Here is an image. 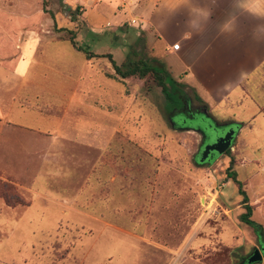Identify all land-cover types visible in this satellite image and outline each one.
<instances>
[{
	"label": "rangeland",
	"instance_id": "rangeland-1",
	"mask_svg": "<svg viewBox=\"0 0 264 264\" xmlns=\"http://www.w3.org/2000/svg\"><path fill=\"white\" fill-rule=\"evenodd\" d=\"M105 5L138 20L113 23ZM163 26L160 0H0V88H19V43L36 32L42 42L22 73L36 81L21 89L30 99L21 104L67 131L58 143L19 144L28 133L17 131L0 144V264H238L264 245L239 220L242 196L228 177L232 163L264 230V98L226 109L246 122L239 128L215 118L172 70ZM71 35L117 65L129 52L161 63L180 85V105L151 78H108L109 60H86ZM230 127L238 130L228 153L196 165Z\"/></svg>",
	"mask_w": 264,
	"mask_h": 264
},
{
	"label": "crops",
	"instance_id": "crops-1",
	"mask_svg": "<svg viewBox=\"0 0 264 264\" xmlns=\"http://www.w3.org/2000/svg\"><path fill=\"white\" fill-rule=\"evenodd\" d=\"M113 5L103 6L104 16H111L113 23L122 19L136 23L137 15L124 18L110 14V9H116ZM160 5L164 22L161 39L171 57L172 70L195 90L215 118L246 123L224 114L235 100L243 104L249 94L264 98V0H160ZM109 25L107 21L105 26ZM41 42L39 34L31 32L27 41L19 43L14 74L19 75L20 86L14 90L0 88V144H11V134L17 131L28 133L16 135L19 144L58 143L60 132H67L56 118L21 104L20 99L30 100L21 89L36 81L22 73L33 67L30 61L35 60ZM176 43L178 50L172 49ZM257 108L264 116V105ZM44 133H50V138Z\"/></svg>",
	"mask_w": 264,
	"mask_h": 264
},
{
	"label": "trees",
	"instance_id": "trees-1",
	"mask_svg": "<svg viewBox=\"0 0 264 264\" xmlns=\"http://www.w3.org/2000/svg\"><path fill=\"white\" fill-rule=\"evenodd\" d=\"M43 6L46 5V0H42ZM54 23V29H56L54 18L52 17ZM71 33V32H70ZM69 42L72 48L78 53H82L85 55L86 60H90L92 58H103L106 57L112 69V74L108 76V78L113 80H125L129 78H137L139 80H145L146 78H151L154 82L155 86L160 89V92L166 100V103L169 102L174 107L180 105L181 95H180V85H177L173 82H170L171 74L166 70V68L159 62L155 60H142L136 59L133 52H129L125 57L124 61L117 65L112 56L108 55H96L91 53L90 51L78 46L75 42V36L71 35L69 37ZM196 100L203 104L204 107L207 105L202 101V99L195 94ZM237 124V127L241 126V124ZM228 153V152H227ZM195 164L198 166L203 165V163H199L197 159H195ZM231 170H229L228 177L233 180L237 184L238 193L242 196V205L244 212L239 216V220L247 225L254 233L256 240L262 245L264 243V230L261 225L256 224L253 220H251L252 215V206L249 204L248 197L246 196L245 191L242 189V184L236 179V172L232 170V163L230 164ZM236 257H239L236 254ZM248 257V256H247ZM247 257H240V262L238 264H245V260Z\"/></svg>",
	"mask_w": 264,
	"mask_h": 264
},
{
	"label": "water",
	"instance_id": "water-1",
	"mask_svg": "<svg viewBox=\"0 0 264 264\" xmlns=\"http://www.w3.org/2000/svg\"><path fill=\"white\" fill-rule=\"evenodd\" d=\"M237 128L230 127L223 135L218 137L211 144L204 145L202 147L199 163H204L208 161L212 154L222 155L226 153L232 145L233 139L236 135ZM264 259V246L260 248H254L252 253L246 258L245 264H255L258 262H262Z\"/></svg>",
	"mask_w": 264,
	"mask_h": 264
},
{
	"label": "built area",
	"instance_id": "built-area-1",
	"mask_svg": "<svg viewBox=\"0 0 264 264\" xmlns=\"http://www.w3.org/2000/svg\"><path fill=\"white\" fill-rule=\"evenodd\" d=\"M178 46V47H177ZM172 49H174V50H178L179 49V44H174L173 46H172Z\"/></svg>",
	"mask_w": 264,
	"mask_h": 264
},
{
	"label": "flooded vegetation",
	"instance_id": "flooded-vegetation-1",
	"mask_svg": "<svg viewBox=\"0 0 264 264\" xmlns=\"http://www.w3.org/2000/svg\"><path fill=\"white\" fill-rule=\"evenodd\" d=\"M233 143V142H232ZM262 246H264V245H262ZM261 247V246H260Z\"/></svg>",
	"mask_w": 264,
	"mask_h": 264
},
{
	"label": "snow or ice",
	"instance_id": "snow-or-ice-1",
	"mask_svg": "<svg viewBox=\"0 0 264 264\" xmlns=\"http://www.w3.org/2000/svg\"><path fill=\"white\" fill-rule=\"evenodd\" d=\"M178 47V46H177Z\"/></svg>",
	"mask_w": 264,
	"mask_h": 264
}]
</instances>
